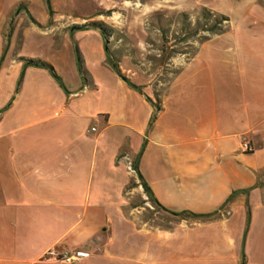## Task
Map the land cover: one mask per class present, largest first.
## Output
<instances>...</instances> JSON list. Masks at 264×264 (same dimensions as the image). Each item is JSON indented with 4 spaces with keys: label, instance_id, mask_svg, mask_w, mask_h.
I'll return each instance as SVG.
<instances>
[{
    "label": "crops",
    "instance_id": "1",
    "mask_svg": "<svg viewBox=\"0 0 264 264\" xmlns=\"http://www.w3.org/2000/svg\"><path fill=\"white\" fill-rule=\"evenodd\" d=\"M14 4L0 15V264H61L48 252L75 250L91 252L76 264H241L242 253L244 264H264V17L202 46L166 94L200 58L208 64L216 54L227 70L195 71L200 95L171 110L166 94L156 106L116 75L98 31L85 34L90 65L78 41L83 77L67 37L65 78L25 53L27 35L10 27L21 20L10 19ZM29 27L43 37L35 23ZM62 45L52 42L57 53ZM25 59L49 64L63 87ZM102 67L131 96L130 108L113 98L112 106L84 111L85 95L101 102L95 73ZM242 139L251 152H242ZM123 153L162 207L218 217L180 219L171 228L140 224L125 208Z\"/></svg>",
    "mask_w": 264,
    "mask_h": 264
},
{
    "label": "rangeland",
    "instance_id": "2",
    "mask_svg": "<svg viewBox=\"0 0 264 264\" xmlns=\"http://www.w3.org/2000/svg\"><path fill=\"white\" fill-rule=\"evenodd\" d=\"M47 2L51 6V15ZM13 4L10 19L21 20L19 25L11 21L10 27L17 26L18 33L27 35L25 53L46 60L65 78L70 57L66 45H62L64 38L72 42L73 52L74 45L79 50L80 40L87 66L93 56L88 50L89 38L85 34L98 31L121 75L140 87L156 106H160L180 69L202 46L210 48L228 34L248 31L264 17V0H0V15H6ZM34 22L43 37L35 36L29 27ZM96 27L102 29L103 34ZM52 42L63 46L62 53L52 48ZM211 56L208 64L203 58L196 60L170 86L164 96L169 109L178 108L200 95L195 71L209 68L216 75L227 70L222 62L216 61V54ZM102 68L94 72L103 87L101 102L85 95L84 111L91 112L98 105L112 106L113 98L130 108L131 96L118 86L107 69ZM126 165L131 167V163ZM128 172L125 208L131 216L140 224L153 227L168 228L177 224L180 218L155 209L147 200L132 167ZM185 219L188 223L195 222Z\"/></svg>",
    "mask_w": 264,
    "mask_h": 264
},
{
    "label": "trees",
    "instance_id": "3",
    "mask_svg": "<svg viewBox=\"0 0 264 264\" xmlns=\"http://www.w3.org/2000/svg\"><path fill=\"white\" fill-rule=\"evenodd\" d=\"M48 1V0H47ZM47 7L49 10V14L51 15V6L50 3L47 2ZM35 23V22H34ZM99 28V27H96ZM100 29V28H99ZM101 30V33L103 34V30ZM74 52H75V58H76V63H77V68H78V72L80 73V75L83 77L84 76V70L82 67V59L80 56V52L78 50V48L74 45ZM6 49V48H5ZM5 49L4 52L0 58V62L3 59V55L5 53ZM106 55H107V63L110 66V68L116 73V75H118L129 87L135 89L136 91H138L139 93L142 94L141 88L138 86H135L134 84H132L127 78L123 77L117 67V65L115 64V62L112 60V58L109 56L108 53V49L106 48ZM24 66H35V67H41V68H45L47 69L51 75L53 76V78L60 84V86H62V83L59 79V77L54 73L52 67L47 64L44 61L38 60V59H25L24 60ZM63 87V86H62ZM146 99L151 102V100L145 96ZM132 170L134 171V173L136 174L138 180H139V184L144 192V194L147 196V200L154 206L155 209H160L176 218H180V219H185V218H189L194 220L195 222H200V223H205V222H209L212 221L214 219H216L218 217V213L217 212H213V213H209V214H198V213H193L190 211H182V212H172L170 210H167L166 208L162 207L157 200L154 198L150 188L148 187V185L143 181L141 175L139 174L138 170H137V162L136 160H134L133 164H131ZM128 188V187H127ZM239 193V191H234L230 194V196L228 197V199L225 201V203L222 205V207L220 208V210H222L223 208H225L232 200L233 198ZM171 228V227H168ZM243 253H242V261L241 264H244V258H243Z\"/></svg>",
    "mask_w": 264,
    "mask_h": 264
},
{
    "label": "built area",
    "instance_id": "4",
    "mask_svg": "<svg viewBox=\"0 0 264 264\" xmlns=\"http://www.w3.org/2000/svg\"><path fill=\"white\" fill-rule=\"evenodd\" d=\"M91 131H95V128H91ZM240 148L242 152L249 153L252 151V146L246 139H242ZM117 163L123 166V163H131L133 164L132 158L128 154H124L117 158ZM100 248H97L94 252H99ZM91 252L89 250H75L72 252H66L62 254H53L52 252H48L47 258L54 259L61 264H76L83 258L90 255Z\"/></svg>",
    "mask_w": 264,
    "mask_h": 264
},
{
    "label": "bare ground",
    "instance_id": "5",
    "mask_svg": "<svg viewBox=\"0 0 264 264\" xmlns=\"http://www.w3.org/2000/svg\"><path fill=\"white\" fill-rule=\"evenodd\" d=\"M128 169H129V171L131 170V167L130 166H128Z\"/></svg>",
    "mask_w": 264,
    "mask_h": 264
}]
</instances>
